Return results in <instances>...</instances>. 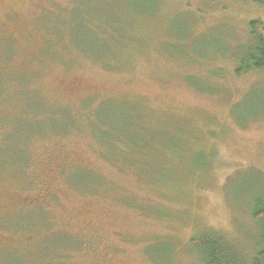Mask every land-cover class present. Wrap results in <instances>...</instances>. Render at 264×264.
<instances>
[{
  "label": "rangeland",
  "instance_id": "1",
  "mask_svg": "<svg viewBox=\"0 0 264 264\" xmlns=\"http://www.w3.org/2000/svg\"><path fill=\"white\" fill-rule=\"evenodd\" d=\"M67 2L0 0V74L26 81L44 115L0 124V256L41 260L57 246L71 264H203L189 240L208 232L250 260L259 241L251 210L264 198V69L235 70L264 5L76 0L62 11ZM58 11L70 53L55 55L47 23ZM72 14L87 24L74 28ZM110 21L121 38L110 37ZM11 82L0 118L19 111ZM84 106L108 137L66 124L68 107ZM28 201L41 204L31 210L45 212L47 228L17 224L34 217Z\"/></svg>",
  "mask_w": 264,
  "mask_h": 264
},
{
  "label": "trees",
  "instance_id": "2",
  "mask_svg": "<svg viewBox=\"0 0 264 264\" xmlns=\"http://www.w3.org/2000/svg\"><path fill=\"white\" fill-rule=\"evenodd\" d=\"M254 1L259 5H264V0H254ZM75 4H76V0H68L67 4L63 5V8H61V10L67 11ZM61 15L64 16V13L63 12L59 13L58 11L57 18L54 19V21H48L47 23L48 26L51 25L50 28L55 33V35L53 36L57 38V41L60 42L61 44V45L58 44L57 47L56 46L54 47L55 50L53 53H55V55L59 54L58 53L59 50H63V52L70 53L62 46L65 40V37L63 36L64 34L63 29L68 27V25L65 22V18H63ZM70 19H71L70 22L72 23V26L74 28L76 24H81L82 21L86 23L84 18L76 17L74 14H72V17ZM112 25L114 27H112ZM109 26L112 28L110 29V37L113 39L121 38V34L123 35V31L121 30L123 29L119 25H117V23H115L114 21L112 22L110 21ZM248 26H249L250 34L254 38V45L248 49L239 67L235 70V74L238 76L253 70L264 69V22L260 19H252L249 21ZM90 27L94 31L97 30L99 32H102L104 30L102 28L103 27L102 22L90 24ZM3 51L4 48L0 51V54H2ZM7 75L8 77H11L4 70H3V74H0V97L2 98L6 96L5 92H8L7 89L9 84L10 83L12 84L11 81L17 83L16 88L11 90L14 92V94L9 96L13 97V101H15L14 103L16 104V107L18 108L19 111L14 114L6 115L4 118L1 117L3 118V120H1L0 118V121H2L0 122V124H8L7 126L9 127L10 123L11 124L42 123L41 118H43L44 115H42L41 111L35 110V108L32 107L33 105L29 103L28 95L24 94L23 92V90L25 89L32 90V87L29 84H27L26 81H23L19 77L8 78ZM33 89H37V88L35 87ZM34 91L37 92L36 90ZM68 108L72 111V112L70 111L71 113L69 114V118L67 119V123H66V124H72L70 127L73 128L74 124H89L90 129H94L95 131L96 130L99 131L100 129L99 135L105 137L109 136V133H107L102 129L104 125H102L101 122H98V120L97 123L95 122L96 120V114L94 113L95 111L93 112L89 110L88 107L85 106L83 107V109L80 110H76V108H72V107H68ZM36 129L40 130L38 128ZM70 129L71 128H68L67 130H63V131H69ZM55 131L57 130L53 129L51 132L47 131V133L45 132L44 135H48V134L51 135ZM28 134L39 136L38 133H33L32 131L31 133ZM169 148L170 147H167V149ZM34 205H41V204L36 203L35 201L32 202L28 201V206L26 208H28V210L30 211L31 208L35 207ZM28 210H26L27 215L29 216V214H32L34 215V217L32 216V218L27 220L26 222L21 219L17 220V222L18 221L22 222V223H17L18 225H20V227L37 226L41 228L44 227V225H46L45 226L46 228L48 227L45 218L46 215L44 214L45 212H42V209L40 208L32 209L30 213ZM251 216L259 225V241H258V249L257 251L254 252L250 260L248 261L245 260V258L239 252V250L231 243H229L226 239H224L221 235L207 232V233H200L193 235L190 237L189 240L191 245H193L201 252L203 264H264V198L254 203L251 210ZM41 244L42 243H40V245ZM54 249L55 251L53 254H50L49 256H43L41 260L38 259V257L36 256L37 260L35 261L30 260L31 258L30 256L20 254L19 252H16L15 255L12 256H10V252H7L0 256V264H66L65 262L71 264L70 262L62 258L60 259L58 258L60 257V254H58L59 248H57V246H55Z\"/></svg>",
  "mask_w": 264,
  "mask_h": 264
}]
</instances>
